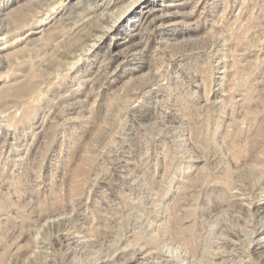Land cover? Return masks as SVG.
<instances>
[{
	"label": "rangeland",
	"instance_id": "374dc122",
	"mask_svg": "<svg viewBox=\"0 0 264 264\" xmlns=\"http://www.w3.org/2000/svg\"><path fill=\"white\" fill-rule=\"evenodd\" d=\"M0 264H264V0H0Z\"/></svg>",
	"mask_w": 264,
	"mask_h": 264
}]
</instances>
